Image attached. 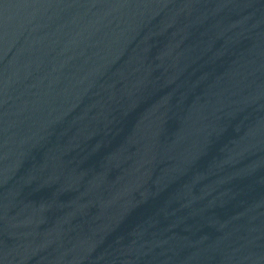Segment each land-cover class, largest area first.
Segmentation results:
<instances>
[{
	"label": "water",
	"instance_id": "95a60500",
	"mask_svg": "<svg viewBox=\"0 0 264 264\" xmlns=\"http://www.w3.org/2000/svg\"><path fill=\"white\" fill-rule=\"evenodd\" d=\"M0 264H264V0H0Z\"/></svg>",
	"mask_w": 264,
	"mask_h": 264
}]
</instances>
